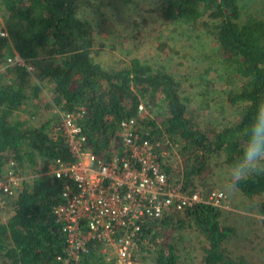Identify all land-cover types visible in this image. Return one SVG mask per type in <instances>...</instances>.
<instances>
[{
  "label": "trees",
  "instance_id": "16d2710c",
  "mask_svg": "<svg viewBox=\"0 0 264 264\" xmlns=\"http://www.w3.org/2000/svg\"><path fill=\"white\" fill-rule=\"evenodd\" d=\"M141 1L151 6L146 13L159 25L195 37L202 29L213 39L212 54L202 52L198 62L205 67L194 71L212 72L205 79L208 89H200V73L190 91L170 71L138 58L111 67L94 60L98 36L109 41L118 35L128 42L147 26V20L133 19L129 4L134 0H0V67L15 55L25 63L0 73V177L13 163L23 178L12 214L0 222V264H66L67 236L53 208L62 203L64 186L72 190L74 183L49 173L56 160L75 161L66 140L52 137L61 112L83 109L78 119L83 149L103 162L120 148L119 124L135 119L138 139L158 143L157 152L167 148L173 154L176 146L182 158L178 168L171 167V158L159 160L169 181L181 182L186 192L213 190L220 182L209 180L211 166L227 171L238 157L255 104L264 97V0H252L256 7L248 10L242 0L136 4ZM81 9L96 19L98 35ZM166 50L160 43L158 52ZM210 93H219L232 108L229 123L219 127L199 113L200 108L209 110ZM38 114L43 120L36 121ZM231 190L251 201L247 209L260 217L264 232V177ZM221 220L220 208L210 204L144 219L132 240V257L137 264H192L195 256L200 257L195 264H253L223 249L235 229ZM101 248V243L91 242L68 264H110Z\"/></svg>",
  "mask_w": 264,
  "mask_h": 264
},
{
  "label": "built area",
  "instance_id": "2783aa9c",
  "mask_svg": "<svg viewBox=\"0 0 264 264\" xmlns=\"http://www.w3.org/2000/svg\"><path fill=\"white\" fill-rule=\"evenodd\" d=\"M14 65L25 63L15 55L0 69ZM26 68L33 71L32 66ZM143 111L140 104L138 112ZM82 114L81 107L61 112L52 131L54 139L62 136L66 140L75 158L72 163L56 160L49 166L50 174L74 183L72 190L68 184L64 186L62 203L53 208V216L67 236L64 263L78 259L91 242H99L108 263L137 264L132 257V240L144 219L158 218L163 213L177 214L199 204L221 208L223 192L202 188L186 192L181 182L169 181L159 157L171 158V167L178 168L181 161L176 146L171 149L173 154L167 148L157 152L158 143L138 139L135 119L119 124L120 148L116 154L109 161L96 160L83 149L85 138L78 125ZM12 166L10 163L0 177V210L11 206L23 181Z\"/></svg>",
  "mask_w": 264,
  "mask_h": 264
},
{
  "label": "rangeland",
  "instance_id": "374dc122",
  "mask_svg": "<svg viewBox=\"0 0 264 264\" xmlns=\"http://www.w3.org/2000/svg\"><path fill=\"white\" fill-rule=\"evenodd\" d=\"M137 1L131 2L129 7L131 8V15H136L134 18L132 17L134 20H147V26L141 30L140 36L128 42H125L118 35H111L109 41L104 36H98L92 52L94 60L103 67H111L112 65H119L121 62H127L131 58H138L142 63L158 65L170 71L190 91V83L194 84L192 80L200 77L198 75L200 73L204 78L200 89H208L205 79H211L212 77L208 74L212 72L203 75L204 72L194 71L195 68L202 71V67H205L198 64V62L201 60L202 52L204 54H212L214 48L213 39L207 36L202 29H200L198 37H195V34L187 35L186 32L180 29L173 31L171 25H159V21H157L154 15L149 16L146 13L151 6L142 3V1L136 4ZM257 3H260V1ZM242 4L247 10L249 7L251 9L256 7L252 3V0H242ZM80 11V15L86 14V19L92 23L94 32L98 35L97 30L99 26L94 16L86 9H81ZM117 12L118 10L112 9L110 13L115 15ZM125 12L121 11L120 14ZM119 16L123 17V15ZM160 43H165L168 46V50L162 53L158 52ZM2 72V69H0V73ZM210 98L212 102L209 105V110L200 108L199 113L202 114L203 118L209 120V123L219 124V127L229 123L234 113L232 108L226 102L220 100L221 95L219 93H210ZM38 120H43L41 114H38L36 121ZM179 160L182 161L181 156H179ZM214 163H216L215 160ZM211 167L212 174L209 180L211 177H214V183L220 182L218 186L213 188L223 192L225 195L224 201H222L220 206V210L222 211L221 221L224 224H230L235 229L234 234L229 240L224 242L223 249L232 256H243L247 262L253 264L263 263L264 232L259 223L260 217L253 210L247 209L251 201L243 200L236 192L231 190L227 171L222 165H217V167L212 165ZM10 209L11 206H8V208L0 210V222L5 221L12 214ZM199 258V256H195L192 264H195ZM146 264H150V262H146Z\"/></svg>",
  "mask_w": 264,
  "mask_h": 264
},
{
  "label": "clouds",
  "instance_id": "9594fccd",
  "mask_svg": "<svg viewBox=\"0 0 264 264\" xmlns=\"http://www.w3.org/2000/svg\"><path fill=\"white\" fill-rule=\"evenodd\" d=\"M230 187L253 178L264 177V97L255 104L243 133L238 157L227 166Z\"/></svg>",
  "mask_w": 264,
  "mask_h": 264
}]
</instances>
